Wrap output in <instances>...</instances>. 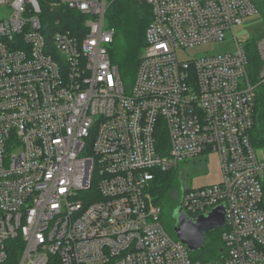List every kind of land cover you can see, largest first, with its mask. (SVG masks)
<instances>
[{"label": "built area", "instance_id": "obj_1", "mask_svg": "<svg viewBox=\"0 0 264 264\" xmlns=\"http://www.w3.org/2000/svg\"><path fill=\"white\" fill-rule=\"evenodd\" d=\"M139 1L151 20L124 82L110 58L109 0H0V264H264L250 40L178 56L227 41L258 10L251 0ZM255 49L264 86V35ZM206 152L221 182L183 187L181 200L190 219L224 208L220 258L202 263L167 234L149 188L154 171Z\"/></svg>", "mask_w": 264, "mask_h": 264}, {"label": "trees", "instance_id": "obj_2", "mask_svg": "<svg viewBox=\"0 0 264 264\" xmlns=\"http://www.w3.org/2000/svg\"><path fill=\"white\" fill-rule=\"evenodd\" d=\"M45 13L47 14V11L42 10V14ZM69 15L75 17L74 14ZM150 20L151 11L149 6L139 0H109L104 23L106 28L114 33L110 58L113 64L117 66L120 77L124 82H131L135 76L138 60L145 43V30ZM71 26L72 24H68L65 28L72 30L73 26ZM256 40L257 37L252 38L246 44V54L249 64V77L256 86L253 127L250 136L254 148L261 150L264 149V86L256 84L260 67L255 49ZM159 141L160 146H162L164 137L161 136ZM174 187L175 179L170 172L154 171V180L150 185L149 192L153 203L161 210L167 195ZM213 231L221 235L223 229ZM204 247L205 244L202 249ZM220 247L221 251L222 246L220 245Z\"/></svg>", "mask_w": 264, "mask_h": 264}, {"label": "rangeland", "instance_id": "obj_3", "mask_svg": "<svg viewBox=\"0 0 264 264\" xmlns=\"http://www.w3.org/2000/svg\"><path fill=\"white\" fill-rule=\"evenodd\" d=\"M258 13L243 20L242 25L235 28L234 36H229L227 41L208 44L188 50H179V60L190 62L200 56L230 53L233 51V37L246 41L264 35V0H252ZM258 158L264 161V149L257 150ZM175 179V187L167 195L162 207V224L169 236L176 240L173 232L178 223V210L181 207L182 189H198L216 185L222 180V173L218 156L213 152L186 160L178 164L170 172ZM192 217V216H191ZM221 230V229H219ZM221 235L216 231H209L206 235L205 247L196 252H190L193 260L208 263L218 261L220 258Z\"/></svg>", "mask_w": 264, "mask_h": 264}, {"label": "water", "instance_id": "obj_4", "mask_svg": "<svg viewBox=\"0 0 264 264\" xmlns=\"http://www.w3.org/2000/svg\"><path fill=\"white\" fill-rule=\"evenodd\" d=\"M177 222L173 229L176 239L186 246L189 252H196L203 248L209 231L223 227L224 208L219 206L205 216L190 219L180 207Z\"/></svg>", "mask_w": 264, "mask_h": 264}]
</instances>
